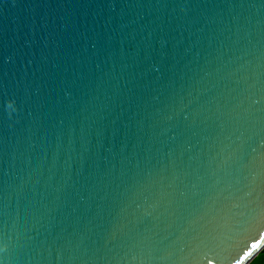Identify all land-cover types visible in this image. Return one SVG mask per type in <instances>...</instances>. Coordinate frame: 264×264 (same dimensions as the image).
Returning <instances> with one entry per match:
<instances>
[{
  "label": "water",
  "instance_id": "obj_1",
  "mask_svg": "<svg viewBox=\"0 0 264 264\" xmlns=\"http://www.w3.org/2000/svg\"><path fill=\"white\" fill-rule=\"evenodd\" d=\"M263 249L264 0H0V264Z\"/></svg>",
  "mask_w": 264,
  "mask_h": 264
},
{
  "label": "crops",
  "instance_id": "obj_2",
  "mask_svg": "<svg viewBox=\"0 0 264 264\" xmlns=\"http://www.w3.org/2000/svg\"><path fill=\"white\" fill-rule=\"evenodd\" d=\"M264 261V249L261 250L250 262L249 264H261Z\"/></svg>",
  "mask_w": 264,
  "mask_h": 264
},
{
  "label": "rangeland",
  "instance_id": "obj_3",
  "mask_svg": "<svg viewBox=\"0 0 264 264\" xmlns=\"http://www.w3.org/2000/svg\"><path fill=\"white\" fill-rule=\"evenodd\" d=\"M261 264H264V261H262V263Z\"/></svg>",
  "mask_w": 264,
  "mask_h": 264
}]
</instances>
